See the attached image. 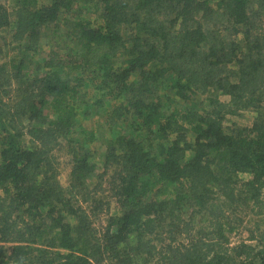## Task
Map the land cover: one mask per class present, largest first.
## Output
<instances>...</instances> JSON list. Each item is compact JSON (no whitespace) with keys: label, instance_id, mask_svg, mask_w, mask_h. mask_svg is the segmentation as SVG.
<instances>
[{"label":"trees","instance_id":"1","mask_svg":"<svg viewBox=\"0 0 264 264\" xmlns=\"http://www.w3.org/2000/svg\"><path fill=\"white\" fill-rule=\"evenodd\" d=\"M6 2L0 32L13 26L11 44L36 55L41 31L61 24L79 52L52 51L42 75L16 58L0 64V264H264V0ZM75 3L95 7L100 23L76 19ZM120 56L124 70L114 69ZM77 71L124 93L97 109L110 131L133 117L131 134L78 131ZM167 77L182 101L171 112L149 101ZM244 111L257 112L253 125L228 132L225 118ZM62 141L67 186L57 178ZM107 182L121 214L100 229ZM240 209L261 218L255 245L231 242Z\"/></svg>","mask_w":264,"mask_h":264},{"label":"rangeland","instance_id":"2","mask_svg":"<svg viewBox=\"0 0 264 264\" xmlns=\"http://www.w3.org/2000/svg\"><path fill=\"white\" fill-rule=\"evenodd\" d=\"M50 0H43L42 3L49 4ZM54 1V0H53ZM0 2L4 3V0H0ZM15 5V0H7L6 7L9 10ZM72 11L74 17L76 19L84 20L85 22H89L90 24H99V13L97 9L93 6H81L78 3L72 5ZM58 27V30H56ZM12 30L13 26L10 28L0 32V44L3 47V54L0 56V64L7 62L11 59H17L22 63V69L24 72H28L30 74L38 73L42 75V71L39 70V67L44 65V59H46L49 54L54 51L61 54V56L68 55L70 52L73 54H77L79 49L77 48V44L72 40V38L68 35L67 31L64 30L60 25L51 26L43 29L41 31V41L38 47V53L34 55L32 51L24 50L23 47H19L18 44L13 45L12 43ZM236 40L238 42H243L242 35H239ZM29 42H25V45L28 46ZM21 51V52H20ZM68 60V59H67ZM125 58L120 56L116 61V65L114 69L116 70H124L126 67L124 65ZM97 72L89 71V72H82L77 71L71 74V79L81 80L83 81V85L79 88V95L84 97L85 104L80 107L81 112H78L77 124L80 126V129L86 130H95L100 129V134H104L105 139H109L115 135L119 134H131L133 131V126H131V118H128V121H124L120 124V126L116 127L114 131H110L105 128L104 126V118L105 116L101 115L98 111L99 105L102 104L104 109H109L111 106L115 104H119L125 102L124 93L118 95V91L112 89L111 85H104V79L102 76ZM139 79V75L135 74L131 76L130 81H136ZM173 82L169 81L168 77L165 80H161L158 84H155L150 89L149 94V101L155 100L156 97H159L165 108H168V111L171 112L174 110L175 107H180L182 105V101L179 98H176L174 93L171 92L170 88ZM11 100H15L14 94L11 93ZM223 100H228L227 97H222ZM191 97L189 99V103L191 102ZM194 101L202 102L206 107L208 106V101L204 100L201 97H195ZM89 105V107H88ZM88 108V109H87ZM89 112V117L85 118L84 116ZM257 112L255 111H244L238 115H228L224 120V125L226 130L232 131L235 128H250L257 118ZM133 120V119H132ZM4 128H8L7 123L0 122V135L1 138L4 134ZM75 141L81 140V135L77 134L75 137ZM22 144L29 146V140L25 137L22 138ZM67 141L61 142V148L56 151V157L59 162V170L57 172L58 181L67 186L70 180V174L72 170V162L71 156L67 154L66 150ZM87 151H90V154L93 152L94 146H86ZM112 173L109 172L106 178H110ZM94 186L97 182L95 178L89 179L88 182ZM154 188V187H153ZM107 190L105 193H101L99 198L103 199L104 201L110 202V210L107 213H103L97 217H94L95 225L98 226L100 229L105 228L107 220L111 216L120 215L121 209L120 205L114 199L111 193V187L107 182L103 186V190ZM157 188L153 189L156 190ZM237 217L240 218L242 223L237 227L235 232L231 235V242L233 245L238 244L239 242H246L255 245V242H250V237H257L259 231L258 229L261 226V218L258 216H254L249 210L240 209L237 212ZM180 240L183 237H179Z\"/></svg>","mask_w":264,"mask_h":264}]
</instances>
